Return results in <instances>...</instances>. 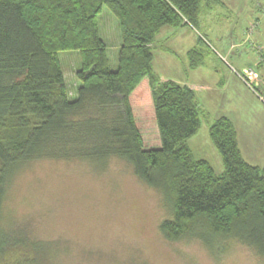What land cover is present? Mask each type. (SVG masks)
<instances>
[{"label": "trees", "instance_id": "1", "mask_svg": "<svg viewBox=\"0 0 264 264\" xmlns=\"http://www.w3.org/2000/svg\"><path fill=\"white\" fill-rule=\"evenodd\" d=\"M202 1L0 0V212L8 181L27 163L80 161L103 168L117 159L162 195L170 213L160 225L166 240L195 239L210 249L235 240L264 260V167L244 161L225 117L208 131L222 173L196 160L185 145L201 126L196 94L160 82L152 68L156 36L164 27L196 29ZM102 6L120 32L115 71L100 36ZM60 52H77L80 59L74 98ZM187 58L196 69L204 53L195 47ZM145 109L157 145L147 144L139 129L137 112ZM24 240L0 241V264H8L11 253L18 254L11 264H37L40 243Z\"/></svg>", "mask_w": 264, "mask_h": 264}, {"label": "rangeland", "instance_id": "2", "mask_svg": "<svg viewBox=\"0 0 264 264\" xmlns=\"http://www.w3.org/2000/svg\"><path fill=\"white\" fill-rule=\"evenodd\" d=\"M206 3L202 1L196 29L164 27L159 32L151 48L153 71L160 82L196 87L201 126L185 143L196 160L222 173L208 131L225 117L235 127L244 161L263 168L264 0ZM98 25L110 71H115L121 38L117 19L106 6ZM195 47L204 53V62L190 69L187 52ZM58 59L74 98L81 67L78 53L60 52ZM250 71L251 80H242ZM146 110L137 112L139 129L147 144L157 145L154 128L147 127L151 115ZM168 219L162 195L122 161L110 159L102 168L91 162L36 160L21 166L8 181L0 241L14 237L17 243H40L37 264H264L235 240L218 241L212 249L195 239L170 242L160 232ZM8 257V264L18 260V254Z\"/></svg>", "mask_w": 264, "mask_h": 264}, {"label": "crops", "instance_id": "3", "mask_svg": "<svg viewBox=\"0 0 264 264\" xmlns=\"http://www.w3.org/2000/svg\"><path fill=\"white\" fill-rule=\"evenodd\" d=\"M247 73H248V72H247ZM187 87L190 88L192 91H194L195 94H196V91L194 90V88H196V87H194L191 83L188 84ZM189 140H190V139H189ZM188 148H189V147H188ZM189 149H190V148H189ZM190 151H191V150H190Z\"/></svg>", "mask_w": 264, "mask_h": 264}, {"label": "built area", "instance_id": "4", "mask_svg": "<svg viewBox=\"0 0 264 264\" xmlns=\"http://www.w3.org/2000/svg\"><path fill=\"white\" fill-rule=\"evenodd\" d=\"M252 75H254V73H253L252 71H250L249 74H248V77H247V78H248L249 80H251L250 77H251Z\"/></svg>", "mask_w": 264, "mask_h": 264}]
</instances>
